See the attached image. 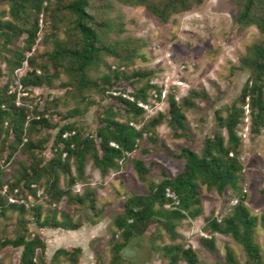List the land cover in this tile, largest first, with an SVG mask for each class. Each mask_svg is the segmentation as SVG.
<instances>
[{"label":"rangeland","instance_id":"obj_1","mask_svg":"<svg viewBox=\"0 0 264 264\" xmlns=\"http://www.w3.org/2000/svg\"><path fill=\"white\" fill-rule=\"evenodd\" d=\"M160 1L148 0L146 4H157ZM241 3L242 0H204L185 12L172 15L163 23L145 3L90 0L89 11L95 16V20L110 26L107 42L123 41L130 49H137L132 63L120 70H124L126 74L137 70L151 71L149 80L160 90L159 98L154 90L147 92V102L141 107L143 114L135 118L134 127L138 129L152 118H159L161 121L153 130L143 135L137 149L119 162L117 170H109L103 176L93 167L92 161L87 159L83 180L70 188L71 201L63 197L56 205L51 204L50 198L45 195L44 181L40 188L32 186L37 189L35 195L22 187V183L17 187L7 184L6 181L32 159L21 145L5 163L11 136H0V167L6 173L3 180L6 185L0 189V195L8 202L13 189H17L16 198L25 200V204L21 206L25 209L32 205L40 206L41 219L61 221L65 215L73 223L80 224L78 236L75 237L79 240L63 245L66 251L80 246L83 252L75 258L76 262L73 263L68 257L58 256L52 261H46V264H111L112 246L115 242L122 241L115 227L116 216L123 212V203L127 198L148 193L146 183L138 180L132 161L142 160L150 170L147 179L158 183L163 179L162 171L167 178H174L182 171L184 161L177 157L181 148L187 147L199 152L206 137L221 132L226 138L225 131L217 125L215 112L221 110V116L226 115L224 108L239 96L249 76V71L240 67V60L246 55L249 46L264 41V34L256 27H241L235 23ZM4 9L6 6L0 5V11ZM62 14L67 24L71 18L65 11ZM39 25L36 43L29 53H25V58L33 57L36 65L48 63L47 54L52 51L54 38L62 41L67 39L65 24L58 22L59 29L54 30L52 20L40 16ZM17 45H20L19 40L15 43ZM9 50L8 53L0 51V88L9 78L4 59L11 57L14 46L9 47ZM118 62L115 58L104 56V64L90 71V78L95 80L107 74V66L112 70L114 66L117 67ZM27 68L29 66L24 63L11 77L8 85V92L16 93V105L36 108L40 112L48 109L49 112L60 114L77 108L80 113L72 119L60 121L59 126L75 122L83 135H94L100 125L99 118L107 108L116 113L115 117L119 121L128 120L131 116L123 111V105L116 98H131V94L145 84L144 80L136 82L120 78L109 89L110 95L98 93L95 89L77 94L68 92L63 87L66 77L61 75L50 86L29 88L31 93L27 94L15 83L24 76ZM37 70L39 71L38 68ZM49 72H52L50 67ZM190 91L197 92L199 96L193 99L190 107L182 105L185 131L181 135L178 132L175 134L168 124L167 98L172 96L182 104ZM84 97L87 99H82ZM52 98L58 99L54 105L50 104ZM244 110L235 129L240 140L238 160L242 165L237 190L227 189L218 195L214 190L201 187L202 214L195 219L178 222L174 229L178 237L174 239L162 228L148 226L144 233L133 237L119 252L124 264H168L163 247L174 245L191 247L197 255V264H264V229L260 224V216L264 213V127L258 133L252 132L249 109L244 106ZM57 130L58 127L52 130L39 129L29 134L33 142L46 138L45 149L37 156L42 158L41 165L52 157L50 147ZM23 142H26V137ZM71 171L74 173L73 165ZM66 183L67 177L60 175L59 188L65 189ZM4 189L5 194H2ZM86 190L93 192V197L88 194L83 204L74 201L73 196H81ZM240 193L247 195L244 205L256 219L251 235L252 244L257 251L254 259L229 235L211 233L207 228V220L215 218L219 221L229 214ZM91 198L93 209L89 201ZM23 226L27 229L28 238L37 235L41 239L44 237L42 240L46 242L44 230L47 229L48 232L58 234L59 241L69 243L68 233L64 229L38 228L31 211L22 215L18 211L6 209L4 215H0V264H20L21 248L3 247L1 244L4 240H13L22 232ZM204 238H213L214 248L201 245L200 241ZM226 254L231 255V262H226Z\"/></svg>","mask_w":264,"mask_h":264},{"label":"trees","instance_id":"obj_2","mask_svg":"<svg viewBox=\"0 0 264 264\" xmlns=\"http://www.w3.org/2000/svg\"><path fill=\"white\" fill-rule=\"evenodd\" d=\"M130 3H148V0H123ZM204 0H161L159 3L146 4L161 21L167 22L169 18L181 12H185L192 5H199ZM90 0H0V5L6 9L0 11V51L10 52L9 47L14 46L10 58H5L4 63L8 72L7 83L0 88V136H11L7 144L9 150L6 156L7 163L23 145L27 155L32 161L21 167L17 174H13L7 182L13 187L19 186L36 194L44 181V193L50 198L51 204H58L63 197L71 201L70 188L83 180L84 167L87 159L101 175H106L109 170H117L119 162L127 154L134 152L147 131L153 130L160 123L159 118H152L140 128H135V118L143 114L139 103L147 102V92L154 90L158 98L160 90L151 84L149 78L151 71H131L126 74L124 69L132 63L136 48H129L123 41L107 42L110 26L102 21L95 20V16L89 11ZM67 12L71 20L65 23L62 12ZM40 16L50 18L54 30H58V22L66 25L67 39L54 38L52 51L47 54V64L36 65L33 57L25 58L36 43L40 32ZM235 23L241 27L254 26L264 34V0H242L241 8L235 17ZM121 31H118L120 34ZM19 40L20 45L15 46ZM104 56L117 59L118 65L109 72L92 80L89 72L98 65L104 64ZM29 66L24 76L19 79V84L25 93H31L29 88L50 86L54 79L61 75L66 77L63 87L68 92L83 93L95 89L98 93L109 94L120 78L136 82L145 81V84L131 94V98L117 97L123 105V111L131 117L125 121L116 119V113L107 108L103 116L99 118L100 125L94 135H83L75 122H66L59 126L62 120L72 119L80 110L75 108L65 114L49 112L48 109L38 111L36 108H28L16 105V93L8 92V85L14 73L21 69L23 64ZM49 67L52 72H49ZM240 67L249 71V76L244 83L239 96L224 108L225 116H221V110L215 112L219 129L224 130L226 138L221 132H217L203 141L199 152L190 148H181L178 158L184 161L183 169L174 178H167L162 171L163 179L158 183H152L147 179L149 167L139 159L132 161L133 169L139 181L146 183L148 193L144 195H132L123 203V212L116 216L115 227L120 233L121 242H115L112 246L113 256L111 264H124L120 260L119 252L126 247L129 241L144 233L148 226L162 228L171 239L178 235L174 229L178 222L184 219H195L202 214L200 188L214 190L218 195L227 189L236 191L238 188L239 174L242 165L238 160L240 140L235 129L240 122L245 110L249 109L251 131L258 133L264 127V41L255 43L246 49V55L240 60ZM39 69V71L37 70ZM198 93L190 91L188 96L178 103L172 96L167 98L169 113L168 124L171 129L180 135L185 131V116L182 113V105L190 107ZM25 99V98H21ZM82 99H87L84 97ZM57 98H52L51 105L56 104ZM58 127L52 141L51 159L42 164L41 151L45 149L46 138L33 142L29 138L32 131L39 129L52 130ZM66 134V135H65ZM24 137L26 142L24 143ZM113 143L115 146H112ZM74 167V173L71 171ZM60 175L67 177L65 189H60ZM6 173L0 167V189L6 185L4 178ZM169 189L175 193L178 205L169 210L163 208L167 202L164 190ZM93 192L86 190L81 196H73L74 201L83 204ZM247 195H237L236 203L230 208L229 214L221 220L215 218L207 220V228L211 233L229 235L236 243L241 245L246 253L256 258V246L252 244V231L256 219L250 215L244 205ZM93 209V198L89 200ZM6 209L18 211L24 215L31 211L35 217V225L40 228L64 229L74 231L80 228L79 223H73L67 216L61 221L53 218L41 219L40 206H24L8 204L0 195V215H4ZM260 224L264 229V213L260 216ZM200 244L214 248L213 238L201 239ZM3 247L21 248L20 264H46V244L37 235L27 237V229L22 227V232L13 240H4ZM80 248H72L70 251L59 248L55 250L51 261L58 256H65L76 262ZM163 254L168 259V264H197V255L191 248L181 245L164 246ZM232 257L226 254V262H231Z\"/></svg>","mask_w":264,"mask_h":264},{"label":"crops","instance_id":"obj_3","mask_svg":"<svg viewBox=\"0 0 264 264\" xmlns=\"http://www.w3.org/2000/svg\"><path fill=\"white\" fill-rule=\"evenodd\" d=\"M47 229L44 230V233L46 234L45 237H47V239L45 240V244H46V258L48 261H51L52 255L55 252V250L62 248L64 249L65 247L63 246L64 244L70 245L71 243H76V241H78L79 239L75 238L77 237V233L79 232V230H74V231H65V233L68 235L67 238L69 237L68 242L69 243H64L58 240L59 235L58 234H53L52 232H48L46 231ZM75 235V236H74ZM42 237V236H41ZM70 237H73L72 239ZM42 239H44V237H42ZM50 241V242H49ZM61 246V247H60ZM75 248H80V246H76ZM81 249V248H80ZM83 252V250L81 249V253Z\"/></svg>","mask_w":264,"mask_h":264},{"label":"built area","instance_id":"obj_4","mask_svg":"<svg viewBox=\"0 0 264 264\" xmlns=\"http://www.w3.org/2000/svg\"><path fill=\"white\" fill-rule=\"evenodd\" d=\"M17 85H18V87L21 89L22 87L20 86V84H19V81L18 82H15ZM130 99V98H129ZM139 106L140 107H144L143 106V104L142 103H139ZM66 135V134H65ZM111 145L112 146H115L113 143H111ZM5 189L3 190V192H2V194H5ZM17 192H18V190L17 189H13V194L10 196V197H8V204H19V205H21V204H25V200L24 199H18V198H16V194H17ZM164 197H165V199L167 200V202L163 205V207L165 208V209H169V208H171L172 206H176V205H178V199H177V197H176V195H175V193L174 192H172L171 190H169V189H165L164 190ZM236 203V202H235Z\"/></svg>","mask_w":264,"mask_h":264}]
</instances>
